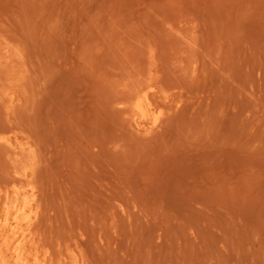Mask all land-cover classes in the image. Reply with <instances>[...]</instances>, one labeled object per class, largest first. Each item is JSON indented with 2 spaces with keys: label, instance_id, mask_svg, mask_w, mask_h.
<instances>
[{
  "label": "rangeland",
  "instance_id": "374dc122",
  "mask_svg": "<svg viewBox=\"0 0 264 264\" xmlns=\"http://www.w3.org/2000/svg\"><path fill=\"white\" fill-rule=\"evenodd\" d=\"M0 59V225L34 183L47 264H264V0H0Z\"/></svg>",
  "mask_w": 264,
  "mask_h": 264
},
{
  "label": "bare ground",
  "instance_id": "6f19581e",
  "mask_svg": "<svg viewBox=\"0 0 264 264\" xmlns=\"http://www.w3.org/2000/svg\"><path fill=\"white\" fill-rule=\"evenodd\" d=\"M6 46V45H5ZM6 48V47H5ZM9 49V48H8ZM7 50V49H5ZM9 51V50H8ZM7 51V52H8ZM27 52V51H26ZM6 53V52H5ZM9 53V52H8ZM12 53V52H11ZM3 54V53H2ZM19 54L20 57V53ZM17 56V55H16ZM3 59V62L5 63L6 60L12 61V59L14 58V54H10L7 55L5 54ZM18 59V57H17ZM22 59V58H21ZM20 59V61L22 63V60ZM19 60V59H18ZM15 61L16 63H14L13 67L15 66V64H19V61ZM1 61V59H0ZM14 61H12L13 63ZM19 62V63H18ZM6 63H8L6 61ZM20 63V64H22ZM6 66L8 65H12L9 64H5ZM4 65V66H5ZM5 66V67H6ZM20 66V65H19ZM11 67V66H9ZM17 67V66H16ZM15 67V68H16ZM23 67V64H22ZM9 69V68H8ZM14 69V68H13ZM7 70V69H6ZM191 79V78H190ZM150 83H152V81H150ZM149 85H153V84H149ZM156 85V84H155ZM154 87V86H153ZM150 88L153 90L154 88H152V86H150L149 88H147L148 90H144L142 88V90L138 91L132 98L134 100V103L132 106H126L127 109H131L134 113V116L140 121V123L138 124L140 128H143L142 124L143 121L145 119H149L151 118V122L153 125H156L159 121V117L158 115L155 113V108L156 106L154 105V103L151 100V94H150ZM156 93V92H155ZM12 95V94H11ZM10 95V96H11ZM10 98V97H9ZM12 98V97H11ZM9 101V100H8ZM125 103V102H124ZM122 103V104H124ZM126 105V104H125ZM125 109V108H124ZM147 119V120H148ZM154 127V126H153ZM156 127V126H155ZM139 128V129H140ZM153 129V128H152ZM155 129V128H154ZM153 129V130H154ZM159 129V128H158ZM29 137V136H28ZM24 146V145H23ZM29 146V145H28ZM32 147V146H31ZM10 149V148H9ZM31 149V148H30ZM20 150V147H19ZM18 150V151H19ZM24 149L21 148V153ZM6 151V150H5ZM26 151V150H25ZM31 151V150H30ZM29 151V152H30ZM27 154V153H26ZM35 154V153H34ZM23 155V153H22ZM33 155V154H32ZM33 157V156H31ZM29 159V158H28ZM32 160V159H31ZM35 160V158L33 159ZM22 165V164H21ZM35 167V166H34ZM47 170V169H46ZM49 174V173H48ZM15 176V175H13ZM12 176V178H13ZM22 177H25V179L28 180H33L35 177V170L33 168V166H29L25 169L24 174L22 175ZM43 179V178H42ZM11 180V178H10ZM27 180V181H28ZM15 181V180H14ZM25 182V181H24ZM19 183V182H18ZM31 184V183H30ZM33 185H27V187H25L24 189L22 188V191H16V195L13 197V193L11 194L12 196H9L8 193H6L5 195V201L4 202V213L3 214L1 212V214H3V216L5 215L4 221V225H0V237H2V244H0V262L2 264H7V262L5 261V258L7 257L8 253L11 254L12 259L14 260L15 264H47L46 261V257L47 255L49 256V252L47 251V253L43 258H40V248L42 246H39L36 241V239L38 238L36 236V232H35V224H36V220L39 216V208L37 207V190L36 187L34 186V183H32ZM4 185V184H3ZM1 186V185H0ZM6 186V185H5ZM5 186H3L5 188ZM7 187V186H6ZM15 186H13L14 188ZM17 187V185H16ZM21 187V186H19ZM1 188V187H0ZM12 188V186L10 187ZM8 188V189H10ZM12 188V189H13ZM12 189H10L9 191H11ZM2 190V189H1ZM15 190V189H14ZM13 190V191H14ZM3 191V190H2ZM5 191V190H4ZM12 191V192H13ZM2 194V192H1ZM15 194V193H14ZM12 197V198H11ZM1 200V199H0ZM47 201V200H46ZM2 211V210H1ZM34 215V217L32 216ZM30 216L33 217L30 218ZM52 216V215H51ZM35 219V220H34ZM52 225V224H51ZM40 228V227H39ZM43 234V233H42ZM41 234V235H42ZM43 236V235H42ZM46 240V239H45ZM39 241V240H38ZM55 241V240H54ZM61 243L59 242V245ZM56 245V243H55ZM58 245V246H59ZM47 247V246H46ZM61 247H63V245H61ZM45 248V246H44ZM48 249H50L48 247ZM53 249V248H52ZM56 249V248H55ZM64 249V248H63ZM67 249V248H66ZM72 249V248H71ZM46 250V249H45ZM69 250V249H68ZM42 251V250H41ZM54 251V250H53ZM52 251V253H53ZM58 251V250H57ZM76 251V250H75ZM51 252V251H50ZM73 252V251H72ZM85 252V251H84ZM56 253V252H55ZM54 253V254H55ZM67 253V252H66ZM75 253V252H74ZM64 254V253H63ZM80 254V253H79ZM40 255V256H39ZM66 255V254H65ZM64 255V256H65ZM68 255V254H67ZM66 255V256H67ZM82 255V254H81ZM61 256V255H60ZM58 256V258L60 257ZM8 259V258H7ZM41 259H43L41 261ZM95 260V259H94ZM10 261V260H9ZM56 261V260H54ZM70 260L66 259V258H62L61 261L59 262V264H86L85 259H83L82 257H80L79 255H73V260L71 262H69ZM88 261V260H87ZM52 262V261H51ZM0 263V264H1ZM55 263V262H54ZM90 263V262H89ZM13 264V263H12ZM56 264V263H55Z\"/></svg>",
  "mask_w": 264,
  "mask_h": 264
}]
</instances>
